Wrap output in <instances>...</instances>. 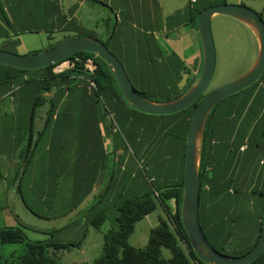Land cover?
Returning <instances> with one entry per match:
<instances>
[{"label":"trees","instance_id":"16d2710c","mask_svg":"<svg viewBox=\"0 0 264 264\" xmlns=\"http://www.w3.org/2000/svg\"><path fill=\"white\" fill-rule=\"evenodd\" d=\"M22 1L25 9L30 10V7L34 6V3ZM94 1L102 3L101 0ZM222 3H226V0L201 5L195 13L196 18L198 19L202 9ZM17 4L12 3V0L0 3V36L12 40V43L8 44L10 47H15L18 41L13 40L12 36L26 32H46L49 38H53V34L61 25L60 21L57 23L55 19L48 18L45 22L32 16L25 18L23 10L16 11L13 8L12 5ZM258 13L264 19V14ZM129 27L125 23L119 24L116 19L111 34L106 41H102L122 61L137 91L148 99L161 102L176 99L185 93L202 71L203 55L198 69H193L183 60L184 65L180 67L176 60L181 59L176 52L161 44L158 37L153 34L130 36L126 33L127 28L130 30ZM68 30L70 29L66 28L63 31ZM85 32L86 34L80 36L98 38L91 32ZM71 38L72 36H68L64 41ZM52 46L54 45L51 44L48 48ZM8 48L5 46L0 49ZM156 48L159 52L155 51ZM68 59L73 60L74 65L61 73L55 72V66ZM89 59L96 65L93 71L86 66ZM64 60L33 70L0 64V92L4 94L3 99L15 89L11 94L13 98L9 97L14 102L27 85L31 83L39 85L29 101L31 109L27 119L31 125L29 133L19 142L23 144L27 140V147L34 139L35 118L41 106H48L46 122L50 120L55 107L84 104L102 108V121H105L108 134L112 133L114 121L117 122L119 132L112 134L115 142L122 143L123 154L121 161L117 158L116 164L119 167L123 162L125 169L123 167L121 185L115 195L116 200H110L113 196L109 187L106 194L99 199L101 202L104 198L110 205L108 208L115 209L116 224L104 230L103 251L92 264H209L195 254L181 219L187 133L194 112L208 91L198 97L192 105L177 113L148 114L130 107L107 63L94 53L77 52ZM147 65L150 70L157 67L160 75L155 77L147 71ZM137 71L141 72V76L136 74ZM89 80L94 81L96 85L91 91L85 85ZM263 82L264 72L255 83L222 100L211 112L205 130L200 169V223L209 242L220 252L233 256L248 253L259 241L264 210V179L262 181V175L258 179H253L251 182L253 187L247 179L231 178L228 181H217L226 179L229 171L215 167L219 155L216 142L227 140V135L230 136L232 131H225L224 126L228 127L226 118H218L216 110L228 100L236 99L243 91L250 93ZM251 120V117H247L245 125L251 123ZM123 138L129 143L131 150L125 145ZM137 138L141 142L146 140V145L139 149L135 148L133 145ZM237 138V143L240 144L245 140V135L239 134ZM155 156L163 158L153 163ZM106 157L107 162L114 160V151L107 153ZM126 157L140 165L139 172L133 171L131 165L126 168ZM156 164L158 174H155ZM163 166L164 172L161 171ZM118 172H121L120 169L117 175ZM139 178L142 184L134 185ZM159 178L164 179L159 181ZM172 200L175 202L174 207L170 203ZM158 203L162 204L166 216L160 217L159 224L151 229L146 246L131 244L129 238L137 222L155 211ZM98 208H100L98 211L92 209L88 223L102 229L107 220L108 210H103L102 205ZM0 242L25 245L23 253L13 255L6 264H63L58 255L78 247L82 241H55L51 238L30 240L22 226H4L0 227ZM164 248L170 250L169 258L164 257ZM251 264H264V253Z\"/></svg>","mask_w":264,"mask_h":264},{"label":"crops","instance_id":"0c3cea01","mask_svg":"<svg viewBox=\"0 0 264 264\" xmlns=\"http://www.w3.org/2000/svg\"><path fill=\"white\" fill-rule=\"evenodd\" d=\"M9 1L11 0H0V3ZM26 1L34 3L30 10L22 6V0H12V3H18L17 6L12 5L13 8L16 11L23 10L25 18L32 16L45 22L48 18L55 19L57 23L60 21L61 25L56 32L85 30L96 35V32L85 26L77 15L82 12L83 4L88 3L89 7L95 8L96 3L100 2ZM65 1L68 3L65 4ZM101 1V4L111 10L119 24L130 26L131 31L128 28L126 31L128 35L138 37L156 34L159 39L160 35L169 36V42L173 45L169 49L175 51L181 59L176 60V63L181 67L184 65L183 60L193 69L199 68L202 46L195 13L201 5L218 0ZM262 13L264 14V6ZM107 17L105 34L108 38L112 28L109 16ZM129 20L131 23L138 20L143 28L139 30L134 24H129ZM36 24L39 25L37 22ZM66 28L70 30L63 31ZM194 30L197 37L191 38L190 34H193ZM0 38L9 44L12 43L8 37ZM7 46L9 51L16 52L10 45ZM155 51L159 52L158 48ZM147 71L155 77L160 75L157 67L150 70L147 65ZM136 74L141 76L139 71ZM38 88V84L31 83L22 90L13 105H0V211L8 210L7 225L17 226L20 221L33 230L49 233L50 238L55 241H83L92 226L88 223L92 209L98 211V207L103 206L106 200L103 198L101 205H97V201L106 194L108 187L111 188L110 193L113 196L110 200L115 201L117 189L121 185L124 166L123 162L119 167L116 163L117 158L119 161L122 158V143L115 142L112 134L119 131L112 130L111 134L107 133L105 121H102V108L86 104L60 105L54 108V113L47 122V110L44 118L40 116L41 123H37V118L40 117L36 114L35 136L33 133L31 145L27 147V140L20 144L23 136L30 130L31 125L27 122L31 111L29 101ZM0 95V102L9 97L2 99L4 94L0 92ZM216 115L220 119L226 118L228 127L224 126L225 131H232L230 136L225 133L227 140L216 142L219 155L215 167L229 171L226 179L217 181L247 179L252 187L251 182L260 175L263 181L264 82L250 93L243 91L236 99H230L219 106ZM247 117L252 120L245 125ZM239 134L245 135V140L240 144L237 143ZM112 151L114 160L107 162V153ZM130 160V157H126V168L128 165L133 166V171L141 168ZM117 169L121 171L118 175ZM17 201L22 206H16ZM85 202L87 204H84ZM76 211L79 212L77 215ZM26 217L32 221V218H46L50 220V226L35 228L37 226H34V223L25 222ZM11 220L14 223H9ZM67 251L69 250L58 255L59 260Z\"/></svg>","mask_w":264,"mask_h":264},{"label":"water","instance_id":"95a60500","mask_svg":"<svg viewBox=\"0 0 264 264\" xmlns=\"http://www.w3.org/2000/svg\"><path fill=\"white\" fill-rule=\"evenodd\" d=\"M216 15H227L247 25L257 40L258 53L247 72L209 90L194 112L187 133L181 219L191 246L200 260L209 264H251L264 253V210L261 235L257 244L248 253L233 256L220 252L209 242L200 223L199 208L201 159L209 116L222 100L252 85L264 72V19L256 10L243 4L222 3L211 5L199 12L197 29L202 46V71L185 93L169 101H155L141 95L119 57L102 40L93 36L71 38L43 51L29 54L0 49V64L33 70L58 63L77 52H91L107 63L130 107L148 114H174L192 105L207 90L213 78L217 50L212 20Z\"/></svg>","mask_w":264,"mask_h":264},{"label":"rangeland","instance_id":"374dc122","mask_svg":"<svg viewBox=\"0 0 264 264\" xmlns=\"http://www.w3.org/2000/svg\"><path fill=\"white\" fill-rule=\"evenodd\" d=\"M67 3L68 2L65 1V4ZM226 3L243 4L256 10L257 12H262V7L264 6V0H226ZM88 5V3L83 4V9L81 10L82 12H78L77 17L81 19V22H83L85 26L94 30L96 32V36L100 38V40L106 41V20H108L107 16H109L110 28H113L115 25V18L113 16V13L110 9H108L104 4L101 3H96L95 8L89 7ZM103 10L105 12H103ZM128 23L134 24L139 30L143 28V25L138 20H136L135 23H131V21L129 20ZM212 29L217 50V64L213 78L206 91L228 83L243 75L251 68L258 53L257 40L253 32L247 25H245L241 21L227 15H216L212 20ZM83 34H86V32L80 30H72L68 32L59 31L53 34V38H49L47 33L26 32L18 36H12L11 38L13 40H18L15 47H13L17 53L29 54L48 49L51 44H60L62 43L61 41L64 42V38H66L67 36L76 38L80 37V35ZM155 36L158 37V35L156 34ZM160 36L161 44H163L168 49L169 47H173V45L169 42V36ZM193 36L194 38L197 37V33L195 32V30L193 34H190L191 38H193ZM8 44L9 42H5L4 39L0 38V48H3ZM0 105H13V102L8 97L4 101L0 102ZM47 108V105L39 107L37 115L44 118ZM41 117L37 118V123H41ZM123 132L125 133V131ZM136 132L138 131L136 130ZM123 139L125 141V138ZM125 145H127L130 149V145L128 142H126ZM144 145H146V140L141 142L140 139L137 138V142L133 146L139 149ZM162 149L164 150V148ZM116 156L118 157V153L116 154ZM162 158L163 156L159 158L155 156V158H153V163L160 161ZM139 170L140 169H138L137 171L139 172ZM158 170V165L156 164L155 174H158ZM161 171L164 172V166L161 168ZM162 179L159 178V181ZM135 184H142L141 178H139L137 182H134V185ZM170 203L172 207L175 206L174 200L170 201ZM84 204H87V202H85ZM97 205H101L100 201L97 203ZM16 206H22V204L17 201ZM109 206L110 205L107 202L103 204V210H108V212L107 220L104 223L102 229H97L94 226H90L87 236L84 237V240L80 243L79 247L72 248L62 255L61 260L63 264H92L91 262H93L96 257H99L101 255L104 245V230L116 224L117 212L113 208H108ZM26 211L28 210L26 209ZM78 213L79 212L76 211L75 215H77ZM7 215L8 210L5 209V211H0V227L16 225L6 224ZM165 216L166 213L162 204L158 203L155 211L137 222L135 230L130 235L129 242L139 247L146 246L151 229L159 224L160 217ZM32 219L34 220H28L26 217V219L24 220L27 223H34V226H37L35 228H38V226L42 228L50 226V220L46 218H40L39 220L38 218ZM9 223L14 222L11 220L9 221ZM18 224L19 225L17 226H22V229L25 231L28 239L30 240L50 239L49 233L33 230L31 227H27L25 223L20 221H18ZM24 249V244H1L0 242V264H6L7 262H9L13 255L17 256L23 253ZM163 254L165 258H169L171 256L170 250L166 248H164Z\"/></svg>","mask_w":264,"mask_h":264},{"label":"built area","instance_id":"2783aa9c","mask_svg":"<svg viewBox=\"0 0 264 264\" xmlns=\"http://www.w3.org/2000/svg\"><path fill=\"white\" fill-rule=\"evenodd\" d=\"M73 65H74V61H73V60H70V59H68V60H64V61L60 62L59 64H57V66H55V69H54V70H55V72H57V73H61V72L65 71V70L69 69V68L72 67ZM86 66H87V68H89L91 71H93L96 65H95V63L93 62V60L89 59V60L86 62ZM85 85H86L87 89H89L90 91L93 90V89L96 87L94 81H91V80H89L88 83L85 84ZM14 91H15V89H14L11 93H9V97H10L11 99L13 98V97L11 96V94L14 93ZM111 119H112V118H111ZM113 130H114V131H118V130H119V126H118V124H117L116 121H114V123H113Z\"/></svg>","mask_w":264,"mask_h":264}]
</instances>
